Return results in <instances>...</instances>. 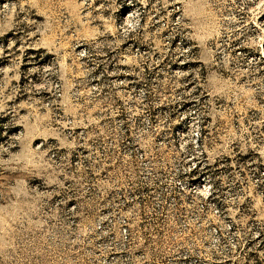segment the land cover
<instances>
[{"label": "rangeland", "instance_id": "374dc122", "mask_svg": "<svg viewBox=\"0 0 264 264\" xmlns=\"http://www.w3.org/2000/svg\"><path fill=\"white\" fill-rule=\"evenodd\" d=\"M0 264H264V0H0Z\"/></svg>", "mask_w": 264, "mask_h": 264}]
</instances>
